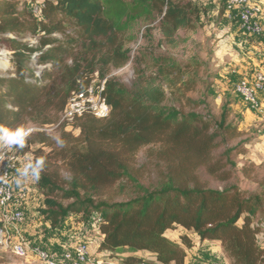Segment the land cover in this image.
I'll list each match as a JSON object with an SVG mask.
<instances>
[{
  "label": "trees",
  "instance_id": "1",
  "mask_svg": "<svg viewBox=\"0 0 264 264\" xmlns=\"http://www.w3.org/2000/svg\"><path fill=\"white\" fill-rule=\"evenodd\" d=\"M21 1H0V34L14 36L4 40L13 63L6 71L13 75L0 76V127L19 131L29 124H52L71 93L84 91L93 81H105L103 95L110 108L105 119L76 120L80 134L70 148V135L60 139L56 155L63 159L69 182L35 150L33 176L43 197L36 212L50 229H62L71 215L81 214L72 221L91 224L102 238L99 250L120 264L141 263L144 258L137 253L157 264H184L185 251L194 246L189 236L219 242L231 264H264V237L258 240L260 231L252 222L264 218V196L232 183L238 180L235 153L248 140L231 146L241 137L231 112L223 110L218 118L185 112L197 103L182 97L184 105H167L163 86L152 80L127 89L108 79L112 69L128 63L126 44L135 40L138 24L159 18L163 36L171 39L199 19L197 6L175 0ZM38 2L44 8L34 14ZM66 25L76 36L56 38ZM28 36L37 43L23 42ZM156 62L158 75L167 82L177 64L169 58ZM35 136L38 144L46 143L45 134ZM150 145H158L151 157L159 174L144 184L128 158ZM201 174L230 185L211 188ZM119 182L129 187L128 194L124 189L110 192ZM175 229L186 233L179 242L169 238Z\"/></svg>",
  "mask_w": 264,
  "mask_h": 264
},
{
  "label": "rangeland",
  "instance_id": "2",
  "mask_svg": "<svg viewBox=\"0 0 264 264\" xmlns=\"http://www.w3.org/2000/svg\"><path fill=\"white\" fill-rule=\"evenodd\" d=\"M121 1L129 3L132 0ZM175 1L179 3L191 1V3L199 9V19L193 20L191 28L178 30L171 39L163 36L159 27V18L151 21L148 25H144V23L138 24L134 28L133 33L135 40L126 44V49L129 51L128 63L120 69H112L108 75V79L115 80L127 89H131L138 81L146 83L152 80L154 83L163 86L168 100L167 105H176L178 107L179 105H184L187 99L191 100L194 104L197 103L198 106H194L193 104L188 105V107L184 109L185 112L196 111L202 115L218 118L223 110L230 111V120H234L238 123V131L241 134V137L232 142L231 146L234 147L239 140H248L247 144L241 148V151L235 153V177L238 178V180L232 183H235L242 191L262 194L264 196V142H257L258 134L264 132V120L261 122L259 121L257 126H251V128L246 130L241 129L244 118L240 115L242 113L240 110L246 109L248 106L235 93L236 84L243 79H250V74L253 72V70H251L252 66H250V61L253 60V56L248 50H243L233 45V39L239 36L241 31L239 32V26L235 21L228 22L226 20L223 11L225 5L224 0H215V2H213V0ZM23 2L24 0L21 1V3ZM164 12L165 9L163 10V13ZM76 34L77 32L73 28L66 25L62 33H55L54 36L56 38H61L63 36L75 37ZM128 35L129 34L125 35L126 38ZM7 39H14V36L11 34H0V64L7 67H0V76L2 77L13 75L11 71H6L11 70L13 67V63H9L10 60L8 58L11 54L8 49L9 45L4 43V40ZM33 39L34 38L28 36L25 37L23 42L34 43V41H32ZM250 39L245 41H259L263 40L264 37L260 39ZM254 56L258 64L260 57L258 54ZM166 58L173 60L177 64V70L171 72L172 75L168 78L167 82L162 73L158 75V62H156ZM171 83H175L176 85L170 86ZM178 88L181 90L176 91ZM186 88H190L192 91L184 93ZM182 93H184V96ZM258 96L263 97L260 93ZM182 97H185L186 100L182 99ZM57 121L58 120L47 126L56 125ZM44 134L47 138L45 144H38L36 136L34 135L27 141L26 148L17 150L18 156L23 157V163H25L27 158H24V156L34 158L35 150L37 148L40 149L41 152L39 154L43 157H47L50 162L55 163L53 165L51 164L52 167H56L60 176L66 182H69V174L66 171L63 159L56 155V151H58L60 139L64 137L63 134L70 135L66 136V142H68L66 148H70V146L75 143L73 141L79 138L80 132L76 129L75 122L70 130L60 128ZM157 150L158 145H150L141 148L136 155L128 158L131 167L139 173L141 182L144 184L152 183L159 174V170L156 168V160L151 157ZM221 152V150L218 151L216 155ZM27 164H29V162H27ZM244 167L251 168L249 173L245 174L242 172ZM200 177L208 181L211 188L221 190L225 186L230 185L229 183L220 184L209 179L204 174H201ZM31 186L32 192L27 193V200L29 201L30 199L33 206L28 212L27 221L31 226L33 236L35 238L43 237L46 233V228L42 226L44 220L41 219L39 221L38 213L36 212L38 207L43 203L42 191L33 184ZM124 187L125 182L116 183L113 185L110 192L119 194ZM129 192V187H126L124 193L128 194ZM121 197L117 198L116 196V200L121 199ZM25 205L26 204L23 206V210L26 208ZM33 213L36 215H33ZM81 216V214L71 215L67 221L74 222L76 219H80ZM82 222L83 221L79 224L85 226V229L82 228L86 231L85 237H88L91 243L96 241L94 243V249L96 250L100 235L91 227V224H84L85 222ZM252 222L260 231L258 240L261 241L264 237V218L256 216L253 218ZM75 229L76 227L69 226L66 230L75 233ZM35 230L39 232V236H36ZM61 230L62 229H51L52 235L65 238L66 234H62ZM169 234V238L177 242L180 241L182 236L186 235L182 229H175ZM189 237L194 245L193 247L200 249L196 244L199 240L195 236ZM221 261L222 257L220 258V262ZM225 262H227L226 258ZM0 264L40 263L32 257L27 259L16 258L9 251L0 249ZM202 264H204V262ZM227 264H229V262Z\"/></svg>",
  "mask_w": 264,
  "mask_h": 264
},
{
  "label": "built area",
  "instance_id": "3",
  "mask_svg": "<svg viewBox=\"0 0 264 264\" xmlns=\"http://www.w3.org/2000/svg\"><path fill=\"white\" fill-rule=\"evenodd\" d=\"M261 1L264 0H226L224 16L228 22L235 21L240 31L247 37L260 39L264 37V27L261 24L264 11ZM43 8L44 3L38 2L32 10L34 14H39ZM32 41H34V44L37 43L35 38ZM261 57L264 64V48L261 51ZM104 90L105 81H93L84 91L71 93L56 125H28L19 131H8L0 127V129H4L10 134L23 133L22 144L10 143L6 139L0 138V249L9 251L19 259L32 257L40 264H120L116 260L108 258L103 252L99 254L96 252L97 250L91 252L89 249L90 242L85 235H81L84 230L75 240L74 246L63 252L60 257L43 246L30 243L20 230V226L26 219L23 204L28 201V192L24 189L16 191L12 179V173L17 170L18 166L19 156L17 150L26 148V143L32 136L50 133L60 128L70 130L73 123L84 116H90L98 120L107 118L110 108L104 98ZM235 93L250 110L258 111L260 102L257 96L260 93L264 97V76L258 75L253 85L241 80L235 86ZM3 136L4 133L0 132V137ZM25 157L27 158L25 166L33 175L36 171L35 158ZM36 181L35 178L33 180L35 187ZM139 264L157 263L153 257L148 255Z\"/></svg>",
  "mask_w": 264,
  "mask_h": 264
},
{
  "label": "crops",
  "instance_id": "4",
  "mask_svg": "<svg viewBox=\"0 0 264 264\" xmlns=\"http://www.w3.org/2000/svg\"><path fill=\"white\" fill-rule=\"evenodd\" d=\"M213 2H215V0H213ZM261 6L264 11V1H261ZM261 24L264 27V16L261 19ZM248 39L250 38L247 37L242 32H240V35L233 39L234 40L233 45H236L238 48H241L243 50H248L250 54L253 56L252 57L253 60L250 61L251 62L250 66H252L251 70H253V72L250 74L251 75L250 79L249 80L243 79V80H247L249 84L253 85L255 84L256 78L258 75L264 76V64H263L262 57H261V51L264 48V39L259 40V41L246 42L245 40H248ZM256 54H258V56L260 57L258 64H257L256 57L254 56ZM257 97L260 102V109L258 111H253L248 108L240 110L242 111L240 115H242V117L244 118V122L241 125V129L246 130L248 128H251V126H257L259 124L258 123L259 121L261 122L262 120H264V97H261V96H257ZM257 140H258L257 142H264V132L258 134ZM23 162H24L23 157H19L17 170L14 173H12V179L14 181V188L16 191H18L19 189H24L28 193H30L32 192L31 185L33 184V180L35 179V177L31 175L32 173L29 171V169H27V167L25 166V163ZM24 204H26L24 213H25V216L27 217L25 221L23 222V224L20 226V230L22 234L24 235V237L30 243L34 245H38V246L39 245L43 246L44 248L48 249L49 251H51L58 257H60L63 252L71 249L74 246L75 240L78 239V236H80V233L83 231L82 228H84L85 226L81 228V225L78 223L66 221L61 230L62 234H66V237L64 238V237H58L56 235H52V231L49 225L45 222L44 223L40 222V223H43L42 226L46 228V233L43 237L35 238L33 236V233H32L33 231L31 230V226L27 221L28 212L32 208L33 204L31 203L30 199L29 201H26ZM33 215H36V214L33 213ZM38 219L40 221L42 218L38 215ZM69 226H73L74 228L76 227L75 229L76 232L75 233L68 232L66 229ZM91 227L93 228L92 225ZM81 235H86V231H84V233ZM36 236H39L38 231H36ZM86 238L90 242L89 244L90 251L95 252L97 250L96 252L99 254L101 252L99 250V245L102 241V238L100 237V239H98L99 241L97 243L98 246L96 250L94 249V243L96 241L94 243H91V240L88 237ZM196 244L197 246L200 247V249H197V247H192L188 251L186 250L185 251L186 258H185L184 264H202L203 262L204 264H227L228 262L229 264H231V261L223 253L219 242L204 240L202 242L198 241ZM136 255L142 258L148 257V255L145 253H137ZM219 257L220 258L222 257L221 262H220ZM225 258L227 262H225Z\"/></svg>",
  "mask_w": 264,
  "mask_h": 264
},
{
  "label": "clouds",
  "instance_id": "5",
  "mask_svg": "<svg viewBox=\"0 0 264 264\" xmlns=\"http://www.w3.org/2000/svg\"><path fill=\"white\" fill-rule=\"evenodd\" d=\"M0 132L4 133V136L0 138L6 139L10 143H21V144L23 143V140H22L23 133L22 132L10 134L4 129H0Z\"/></svg>",
  "mask_w": 264,
  "mask_h": 264
},
{
  "label": "bare ground",
  "instance_id": "6",
  "mask_svg": "<svg viewBox=\"0 0 264 264\" xmlns=\"http://www.w3.org/2000/svg\"><path fill=\"white\" fill-rule=\"evenodd\" d=\"M1 66H2V67H6V66L0 64V67H1ZM6 68H7V67H6ZM3 69H5V68H3Z\"/></svg>",
  "mask_w": 264,
  "mask_h": 264
}]
</instances>
